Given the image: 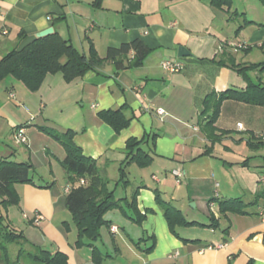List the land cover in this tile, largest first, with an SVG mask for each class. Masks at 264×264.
Wrapping results in <instances>:
<instances>
[{
    "label": "crops",
    "instance_id": "0c3cea01",
    "mask_svg": "<svg viewBox=\"0 0 264 264\" xmlns=\"http://www.w3.org/2000/svg\"><path fill=\"white\" fill-rule=\"evenodd\" d=\"M230 1L228 9L211 0H0V58L50 26L100 58L134 39L149 47L137 63L130 51L123 68L104 60L71 81L61 72L47 74L35 91L13 78L0 81V159L30 162L35 183L13 184L14 206L28 215L21 225L7 217L10 206H0V215L26 238L11 243L13 250L8 245L11 264H44L37 248L64 254L66 264H264V143L258 138L264 103L223 98L215 114L217 139L203 129L218 93L254 91L264 82L257 68L244 73L229 65L264 60V4L247 0L239 12ZM178 46L190 55L179 57ZM254 49L263 59L253 61ZM165 59L183 67L164 70ZM119 107L131 120L115 134L98 112ZM43 124L72 131L74 143L108 178L118 206L104 214L109 226L100 228L95 249L77 245L65 205V150L38 128ZM19 126L26 142L14 148ZM129 138H144L141 148L152 159L144 167L128 164L119 180ZM233 198L240 201L235 206L221 203ZM163 204L191 223L172 230ZM34 211L44 216L38 225L31 221Z\"/></svg>",
    "mask_w": 264,
    "mask_h": 264
},
{
    "label": "trees",
    "instance_id": "16d2710c",
    "mask_svg": "<svg viewBox=\"0 0 264 264\" xmlns=\"http://www.w3.org/2000/svg\"><path fill=\"white\" fill-rule=\"evenodd\" d=\"M261 1L264 4V0ZM211 2L217 7L224 6L229 9L231 6L230 0H211ZM20 35L23 36V34ZM261 47L264 51V44ZM130 51L134 52V60L137 63L148 53L149 47L142 40L134 39L117 48H109L106 57L100 58L93 51L86 55L58 32H52L4 54L0 58V81L13 78L22 82L30 91H35L47 74L61 72L66 81H71L76 77L83 76L87 71L97 70L104 60H113L116 68H123ZM229 65L235 70L237 69L238 72L245 73L248 68H257L264 72V60L248 66H239L232 62ZM254 87V91H237L230 88L218 93L217 103L212 104L213 110L209 119L203 123V129L209 139L215 140L218 137L214 134V122L215 114L218 112V102L221 99L236 97L251 103H264V82L256 84ZM212 95L216 94L213 92ZM205 104L210 107L209 98L205 99ZM98 116L112 127L115 134L127 127L131 120L124 113L123 107L101 110L98 112ZM38 128L64 147L65 157L62 166L70 182L68 192L65 194V205L72 214L78 230L77 245H91L95 249L93 243L100 236V228L104 225L109 226L104 214L118 206L113 191L107 187L108 178L98 168L97 160L86 156L82 149L74 143L72 131L60 130L48 124L39 125ZM143 141L144 138H129L126 141L125 158L119 166V180L127 177L126 166L128 164L135 163L144 167L150 163L152 156L141 148ZM259 141L264 143V140ZM32 167L28 161H16L7 157L0 159V206L4 209L18 201L13 184H35L32 178ZM239 202V199L233 198L223 200L221 203L230 208ZM163 205L166 209V219L172 230H174L175 224L191 223L186 221L178 210ZM24 241L26 238L23 233L13 228L6 216L0 215V264L12 263L8 253L9 244H20ZM37 250L39 254H36V258L44 264H66V256L62 253L50 254L41 248H37Z\"/></svg>",
    "mask_w": 264,
    "mask_h": 264
},
{
    "label": "built area",
    "instance_id": "2783aa9c",
    "mask_svg": "<svg viewBox=\"0 0 264 264\" xmlns=\"http://www.w3.org/2000/svg\"><path fill=\"white\" fill-rule=\"evenodd\" d=\"M161 67L164 70H167L169 72H177L181 70V68L183 67V63L180 60L165 59L161 62ZM156 111L158 114H162L164 112L161 108H158ZM236 126L238 129H243V126L241 123H237ZM258 138H260L261 140H264V133L259 134ZM13 139L15 143H18V144H22L26 142V135H25L24 127L19 126L18 128H16L13 134ZM173 173L177 176L180 175V173L177 170H174ZM24 216L28 217V215H26L25 213H24ZM43 219H44V216L42 215V213L38 211L33 212L32 218H31L32 223L38 225ZM112 229L114 230L115 226H113Z\"/></svg>",
    "mask_w": 264,
    "mask_h": 264
},
{
    "label": "rangeland",
    "instance_id": "374dc122",
    "mask_svg": "<svg viewBox=\"0 0 264 264\" xmlns=\"http://www.w3.org/2000/svg\"><path fill=\"white\" fill-rule=\"evenodd\" d=\"M247 0H234V3H235V6H238L240 5V9H239V12L242 11V8H241V3L244 2L246 3ZM254 2V0H253ZM256 4V3H255ZM258 6V5H256ZM258 8H260L258 6ZM261 8H264L263 6H261ZM254 14H257L256 11H252ZM251 12V13H252ZM250 57L253 59V61H259L261 59H263V55L261 52H259L258 50L254 49L253 52H252V55H250ZM14 142V143H13ZM12 142V147L16 148L17 146H20L21 144H18V143H15V141ZM22 146V145H21ZM136 168V167H135ZM59 175V174H58ZM111 187H112V184H111ZM4 214L7 215V212L4 211ZM26 214V213H25ZM27 215V214H26ZM7 217H12V219L15 221V223L17 225H21L22 222H24L25 220H27L28 218H26V216H24V214L22 213V215L20 214L19 210L14 206V205H11L9 207V214L7 215ZM11 250H13L14 248V244H10L9 245Z\"/></svg>",
    "mask_w": 264,
    "mask_h": 264
},
{
    "label": "water",
    "instance_id": "95a60500",
    "mask_svg": "<svg viewBox=\"0 0 264 264\" xmlns=\"http://www.w3.org/2000/svg\"><path fill=\"white\" fill-rule=\"evenodd\" d=\"M53 32V28L50 26V27H47L39 32H37L35 34V37L38 38V37H43V36H46V35H49ZM177 55L179 57H183V56H187V55H190V52L188 51V49L185 47V46H178L177 48Z\"/></svg>",
    "mask_w": 264,
    "mask_h": 264
}]
</instances>
